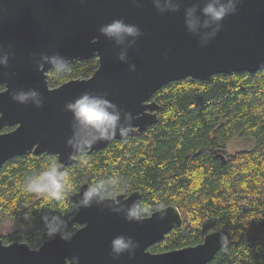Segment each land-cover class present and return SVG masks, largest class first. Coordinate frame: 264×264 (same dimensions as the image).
I'll return each mask as SVG.
<instances>
[{
  "label": "water",
  "instance_id": "obj_1",
  "mask_svg": "<svg viewBox=\"0 0 264 264\" xmlns=\"http://www.w3.org/2000/svg\"><path fill=\"white\" fill-rule=\"evenodd\" d=\"M174 2L178 11L157 7V0H0V57L8 56L7 66L0 65V85L5 87L0 91V130L18 125L0 132V169L12 157L33 150L56 154L63 165L75 163L81 153L67 140L75 139L79 125L73 128L71 113L64 109L84 91L106 94L120 112L115 137L97 141L91 152L156 123L160 105L153 96L172 81L264 68V0H241L237 13L226 17L215 35L217 25L204 27L207 18L199 11L213 0ZM193 6L200 23L189 31L185 20ZM114 19L137 25L141 35L125 36L123 43L102 35L100 27ZM121 52L126 53L123 61ZM54 56L68 64L96 56L99 67L88 78L50 87ZM30 90L40 93L42 107L35 100L20 104L11 98ZM121 129L127 131L122 134ZM73 153L77 157L71 159ZM90 185L82 182L73 194L77 211L72 221L81 227L71 241L57 235L34 248L0 240V264H72L71 258L74 264H206L224 246L220 235L226 233L215 230L199 244L154 252L152 245L182 224L179 207L171 204L143 218H129L139 205L140 190L115 198L94 195L90 206L83 207L79 202ZM118 236L131 237L138 246L114 259L111 241Z\"/></svg>",
  "mask_w": 264,
  "mask_h": 264
},
{
  "label": "trees",
  "instance_id": "obj_2",
  "mask_svg": "<svg viewBox=\"0 0 264 264\" xmlns=\"http://www.w3.org/2000/svg\"><path fill=\"white\" fill-rule=\"evenodd\" d=\"M50 84L88 78L99 67L96 56L76 60ZM158 121L143 132L115 139L101 150L84 153L63 165L56 154L17 155L0 169V214L17 219L9 240L39 247L47 240L43 216L61 215L67 230L77 205L73 194L82 182L109 191H142L138 208L144 216L174 204L183 222L150 248L154 252L196 245L220 230L229 242L206 264H264V68L256 72L213 75L209 80L186 77L160 88ZM252 147L222 159L234 136ZM55 159L68 173L71 190L62 202L22 191L24 178ZM163 205V207H161ZM29 216L30 219H26ZM25 231H23V230Z\"/></svg>",
  "mask_w": 264,
  "mask_h": 264
},
{
  "label": "clouds",
  "instance_id": "obj_3",
  "mask_svg": "<svg viewBox=\"0 0 264 264\" xmlns=\"http://www.w3.org/2000/svg\"><path fill=\"white\" fill-rule=\"evenodd\" d=\"M240 2L241 0H213V2L205 4L203 8L199 9L203 16L207 18L204 20L203 26L210 27L215 23L217 27L211 33V35H215L222 26L224 19L229 15L237 13ZM161 4L166 5L172 11H178L180 7L179 3L174 2V0H157V7H160ZM197 10V6H193L187 10L185 23L189 31H195L197 25L200 23L199 18L194 15ZM99 31L106 37L116 38L117 43H123L125 36L135 38L141 35V30L137 25L126 23L124 19H114L110 23L102 25ZM125 58L126 53L121 52L119 59L123 61ZM44 59L46 61L49 60L47 56ZM58 61L59 64L57 63ZM7 63V55L0 57V65L7 66ZM50 63L53 65L52 70L58 77H62L71 68V65L59 56L52 57ZM39 97L40 93L36 90L16 92L11 96L12 100L20 104H27L30 100H35L37 108L43 106V101ZM64 110L71 113L73 128L79 125V132L75 139H68L67 144L79 150L81 153V162L86 164L87 159H85L84 153L91 150V147L97 141L113 139L115 137L116 129L120 121V112L117 109V105L108 99L106 94H94L89 91H84L74 100L67 102ZM126 115L128 119H131L130 113ZM126 131L127 129H121L122 134ZM75 157L77 156L73 153L70 158L73 159ZM21 187L22 191L26 194L42 196L44 200L56 202L64 201L71 190L68 173L61 170L55 159L46 163L41 171L27 175ZM121 191L122 189L109 191L101 184H93L84 192V198L79 204L83 207H88L94 195H100L102 198L104 196L115 198ZM144 214L145 210L138 207L133 208L129 212V218H143ZM26 219H30V217L26 216ZM43 220L45 222L44 230L48 240L54 239L57 235L64 241L72 240L74 233L72 230H67L66 222L61 219V215H53L51 219H49L48 215H44ZM228 242V236L221 234L220 243L227 245ZM137 246L131 237L118 236L111 241V251L115 254L113 258H118L121 254ZM74 259L71 258L72 264H74Z\"/></svg>",
  "mask_w": 264,
  "mask_h": 264
},
{
  "label": "rangeland",
  "instance_id": "obj_4",
  "mask_svg": "<svg viewBox=\"0 0 264 264\" xmlns=\"http://www.w3.org/2000/svg\"><path fill=\"white\" fill-rule=\"evenodd\" d=\"M52 77L53 76H51V79ZM249 146L250 142L247 139L237 135L235 138L231 139L227 144V151L230 154H234L236 151L248 148ZM16 220L17 219L10 217V215L6 216L4 214H0V233L9 235L13 231L18 230Z\"/></svg>",
  "mask_w": 264,
  "mask_h": 264
},
{
  "label": "flooded vegetation",
  "instance_id": "obj_5",
  "mask_svg": "<svg viewBox=\"0 0 264 264\" xmlns=\"http://www.w3.org/2000/svg\"><path fill=\"white\" fill-rule=\"evenodd\" d=\"M53 69V68H52ZM52 69L50 70V74H52L51 73V71H52ZM50 80L51 79H49V84H50ZM63 84V83H62ZM61 85V84H60ZM59 86V85H58ZM50 87H56V86H51V84H50ZM5 89V87L4 86H2V85H0V91H2V90H4ZM0 116H1V113H0ZM17 126L18 125H16V126H8V125H6L5 127H3L1 130H0V132L1 133H6V132H10V131H13V130H15L16 128H17ZM236 136H234L233 138H235ZM232 138V139H233ZM246 139V138H245ZM247 140L250 142V146L248 147V148H245V149H240V150H238V151H242V150H247V149H250L253 145V143H252V140L251 139H249V138H247ZM229 143V142H228ZM238 151H236V152H238ZM32 153H34V150L33 151H31ZM235 152V153H236ZM30 153V152H29ZM44 153H46V152H44ZM35 154V153H34ZM39 154H41V153H39ZM46 154H48V153H46ZM223 157H222V159L223 160H225L226 159V157L227 156H229V155H232V154H230V153H228V151H227V146H226V148L224 149V151H223V153L221 154ZM15 157V156H14ZM13 158V157H12ZM7 162V161H6ZM5 162V163H6ZM4 163V164H5ZM3 164V165H4ZM3 167V166H2ZM80 227H81V225H80ZM79 227V228H80ZM78 228V229H79ZM77 229V230H78ZM76 230V231H77ZM17 232V230H15V231H13L12 233H10L9 235H6V234H3V233H0V240L4 243V244H10V243H12V242H25V241H20V240H9V238H10V236L12 235V234H15ZM74 233V232H73ZM48 240V239H47ZM204 240V239H203ZM46 241V240H45ZM28 243V242H27ZM44 243V242H43ZM41 246V245H40ZM36 248V247H35Z\"/></svg>",
  "mask_w": 264,
  "mask_h": 264
}]
</instances>
